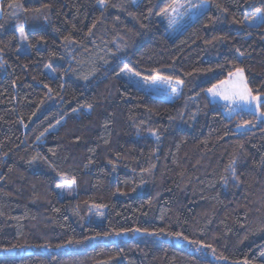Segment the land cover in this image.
Segmentation results:
<instances>
[{
	"label": "trees",
	"instance_id": "1",
	"mask_svg": "<svg viewBox=\"0 0 264 264\" xmlns=\"http://www.w3.org/2000/svg\"><path fill=\"white\" fill-rule=\"evenodd\" d=\"M176 1L1 0L0 264H264V120L207 92L240 66L264 93V21L247 23L264 0H200L172 37L160 13ZM126 65L183 80L180 96Z\"/></svg>",
	"mask_w": 264,
	"mask_h": 264
},
{
	"label": "snow or ice",
	"instance_id": "2",
	"mask_svg": "<svg viewBox=\"0 0 264 264\" xmlns=\"http://www.w3.org/2000/svg\"><path fill=\"white\" fill-rule=\"evenodd\" d=\"M97 3L102 10L101 15H103V12L106 11L110 7H117L120 8L119 5H116L112 3V0H97ZM130 3L133 6L139 7L141 0H130ZM10 8L12 7H20L19 5H13L9 4L8 5ZM50 5L45 4L43 5V8H49ZM183 7V5H177V4H172L169 5V7L163 9V11L160 13L162 16H168L169 13L171 12H178L179 8ZM199 7V6H198ZM24 12H36L39 13L42 11L41 8H36V9H30V8H22ZM124 10V9H121ZM256 16L253 17V20L255 19H260L261 21H264V8H256ZM149 13H151V9H149ZM15 13H13L14 15ZM130 16L133 15L132 12L128 13ZM117 20H119V17H117ZM245 20L247 21V17H245ZM172 21L170 20V23ZM249 25L252 24V21H247ZM143 26V25H142ZM95 28V24L92 26ZM207 27V25H206ZM20 32V37L22 40H27V36L24 33V28L20 27L19 28ZM89 35H91V29L89 30ZM66 40H69L71 43H75L74 40H71L70 37H65ZM41 40H43V37H41ZM207 43H211L212 41H206ZM31 47V45H29ZM19 51V49H18ZM239 51V50H237ZM241 57L244 56V53H239ZM240 63H243V61H240ZM123 71H126L127 73H132L133 75L139 76L140 74L138 72H133V69L130 67L125 66ZM146 83H151V84H157V83H167L171 85L174 83L176 87L172 88V92L176 95L179 96L180 89L184 86V81L180 79H176L173 81V79L169 76H161V75H152V76H143L141 77ZM47 87V85H45ZM207 92L213 96L217 97L219 96L221 99H224L225 101H230L232 104L237 105L242 108H246L249 110H254L255 112L259 113L261 117H264V110H261L264 108V93H261L258 89L256 90V94H253V89L249 87L248 84V79L247 76L245 75V69L240 66H235L234 70H230L228 72V77L224 80H220L218 84H214L211 88L207 89ZM90 107V106H89ZM249 125L252 127H255L256 125L252 123V121H247L243 125H239V127L247 128ZM151 135L155 136L157 140L160 139V137L157 135L155 131L150 130ZM243 147V145H241ZM111 163V161H109ZM235 159H233L232 163L228 166V169L226 171H230L232 174V178L235 180H239V177L236 176V169H235ZM154 167V166H153ZM145 171H150V170H145ZM226 179V178H225ZM66 183L71 186L75 184V178H72ZM57 187L63 188L64 185H58ZM134 233L140 232V229H133L132 230ZM147 232V229L144 230ZM161 231H163L161 229ZM119 235V233H117ZM150 235H157V233H149ZM179 236V234H177ZM185 239H187L185 237ZM206 247H211L210 245H207ZM213 252H215V249H213ZM261 255H264V253H261ZM224 258V257H221ZM243 264H249L248 260L245 259L243 261Z\"/></svg>",
	"mask_w": 264,
	"mask_h": 264
},
{
	"label": "rangeland",
	"instance_id": "3",
	"mask_svg": "<svg viewBox=\"0 0 264 264\" xmlns=\"http://www.w3.org/2000/svg\"><path fill=\"white\" fill-rule=\"evenodd\" d=\"M175 4H177L178 6L183 5V7H180L178 12H171L169 13L168 16H161V19L166 24V27H167L166 31L168 35L172 37L177 36L180 32H182L194 20V16L197 13H199L202 9L207 7L209 3L201 2L200 0H177ZM170 20L172 21L171 23H170ZM249 21H252V24H259L261 22L260 19H255V20L252 19ZM19 40H20V45L18 48L19 49L18 52L28 53L30 51L29 44L27 40L21 39L20 32H19ZM123 69L119 73L120 76L126 79L127 81L131 82L135 86L139 87L142 90H145L147 92L150 91L155 94L161 95L167 100H174L180 96V95L176 96L172 92V88L176 87L174 83H172L171 85L167 83H157V84L146 83L143 79H141V77H143L144 75L140 73H139L140 74L139 76L133 75L132 73H127L126 71H123ZM133 72H136V71L133 69ZM180 93H181V89H180ZM209 96L213 101L219 102L224 105L225 112L228 116H233L234 114L242 110H248V111L257 113L254 110L242 108V107L232 104L230 101H225L224 99H221L219 96L213 97L210 94ZM260 118L264 120V117L260 116ZM250 127L251 125H249L247 128H250ZM62 185H64L63 188L61 187L57 188L58 194L60 195L61 198L63 199L72 198L73 196L76 195V183L71 186H69L67 183H64ZM260 258L264 260V255L260 254Z\"/></svg>",
	"mask_w": 264,
	"mask_h": 264
},
{
	"label": "crops",
	"instance_id": "4",
	"mask_svg": "<svg viewBox=\"0 0 264 264\" xmlns=\"http://www.w3.org/2000/svg\"><path fill=\"white\" fill-rule=\"evenodd\" d=\"M2 15V9H1V0H0V17Z\"/></svg>",
	"mask_w": 264,
	"mask_h": 264
}]
</instances>
